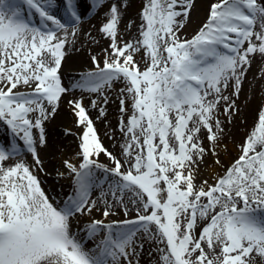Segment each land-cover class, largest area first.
Listing matches in <instances>:
<instances>
[{
    "label": "snow or ice",
    "instance_id": "snow-or-ice-1",
    "mask_svg": "<svg viewBox=\"0 0 264 264\" xmlns=\"http://www.w3.org/2000/svg\"><path fill=\"white\" fill-rule=\"evenodd\" d=\"M103 2L91 0V6ZM23 3L39 14L43 28L30 24L19 6L0 0V123L32 156L31 164L21 158L9 165L21 149L0 146V264H140L145 244L151 246L149 256L157 254L155 264H264V106L230 165L224 166L216 151L225 131L220 109L231 122L239 111L233 97L238 98L246 72L257 56L264 59V0H214L191 39L181 32L196 0H147L139 38L123 43L118 24L127 5L113 0L100 28L110 40L103 67L93 56L95 71L75 87L102 95L105 85H124L118 96L124 159L103 147L82 101L70 100L82 126L81 160L64 161L72 191L62 207L50 201L35 172L43 170L38 147L47 144L44 121L55 115L68 91L58 75L67 36L57 32L65 25L49 12L48 0L47 6L41 0ZM67 6L73 22L79 21L74 0ZM141 52L143 68L135 59ZM91 104L99 108L97 101ZM105 114L99 108V116ZM101 154L112 167L94 159ZM209 154L224 171L213 183L198 185ZM108 174L114 179L105 191ZM95 189L101 191L105 218L115 214L116 205L127 216L129 204L136 217L107 224L93 219L86 240L104 235L86 249L72 233L71 220L101 211L91 198Z\"/></svg>",
    "mask_w": 264,
    "mask_h": 264
},
{
    "label": "bare ground",
    "instance_id": "bare-ground-1",
    "mask_svg": "<svg viewBox=\"0 0 264 264\" xmlns=\"http://www.w3.org/2000/svg\"><path fill=\"white\" fill-rule=\"evenodd\" d=\"M19 6L24 14L25 19L34 26L43 28L41 24V17L34 9L29 8L23 3V0H9ZM113 0H104L99 8L91 6V0H74V4L80 20L73 22V18L68 11L67 0H48L51 7L48 8L58 19L65 25V29L59 30L57 34L62 38L67 36V43L65 45V56L61 63V68L58 72L61 80V86L68 89L59 102L57 111L53 117L44 121L43 127L45 129V137L47 144L41 146V151L45 155L46 162L43 165V170L35 174L41 181V187L46 191H62V185L59 184L60 169L59 162L52 159V155L56 148L66 147L68 155L72 153L71 148H74L78 140L75 132L80 128L76 124L77 118L75 117L71 106L70 100H80L86 108L89 118L92 119L94 128L102 135V140H106L109 131L113 128L117 134V125L111 123L107 110L114 108L119 100L115 97L107 98L108 103L105 104L104 100L97 102L99 108L105 109V116H99V109L92 107L93 94L84 92L78 87L70 88L69 86L76 85L81 81L82 76L88 72L94 71L95 65L92 63V57L95 56L98 62V54L102 51L109 49L110 40L100 32V28L108 20L109 6ZM147 0H122L126 7H121V15L118 24V39L123 42L133 41L139 38V25L141 24L140 13ZM214 0H196L195 8L191 12L190 20L182 29L181 35L184 38L191 39V37L198 31L200 26L206 21L208 15L209 5ZM45 4V0L42 2ZM47 6V4H45ZM51 13V14H52ZM68 15V16H67ZM49 27H55L51 22H47ZM73 33H75L73 35ZM110 50V49H109ZM138 55V54H137ZM21 91H31L27 88H21ZM118 90L115 88L114 90ZM232 89L225 91V95H229ZM236 100L239 111L234 113L231 117V122L225 119L223 109L218 113L219 119L223 122L224 135L222 139H231L238 149L244 142L247 134L251 131L256 119L257 112L264 106V59L257 56L249 70L246 72V79L242 85V90ZM128 104V103H127ZM39 131V130H38ZM65 132L64 140L61 139V132ZM61 133V134H60ZM107 133V135H106ZM10 135L11 141L7 136ZM118 135V134H117ZM16 137L12 134L6 124L0 123V146L6 149H11ZM20 147V149L23 147ZM120 158V156H116ZM21 158L25 160L22 152L20 156H13L7 163L9 165L17 162ZM62 171V169H61ZM115 214H117L115 212ZM91 221L93 219L103 220L104 216L101 211L93 210L89 215ZM85 248H88L84 246ZM150 245L145 244L144 249L139 256L140 264H155L156 253L153 252L149 256ZM147 259V260H146Z\"/></svg>",
    "mask_w": 264,
    "mask_h": 264
},
{
    "label": "rangeland",
    "instance_id": "rangeland-1",
    "mask_svg": "<svg viewBox=\"0 0 264 264\" xmlns=\"http://www.w3.org/2000/svg\"><path fill=\"white\" fill-rule=\"evenodd\" d=\"M44 0H41V3ZM50 12V11H49ZM52 13V12H51ZM53 14V13H52ZM68 16V15H67ZM107 53L104 51H102L101 53L98 54V63L100 64L101 67H103V61L106 58ZM143 56V52L139 53L138 55L135 56L136 61L140 64V67L143 68L144 64L143 61L141 59V57ZM109 59H111L109 57ZM95 71V67L93 68ZM70 88L75 87L70 85ZM124 87V85L120 82H114L112 87H108L107 85L104 86L103 89V94H98V93H92L93 94V100L97 101V102H101L104 100L105 97L107 98H111V97H115V99H118L119 96V90L120 88ZM115 88L118 90L117 92H115ZM119 100V99H118ZM127 103L130 106L131 104V99L128 98L127 99ZM103 108V107H102ZM99 109V108H97ZM104 109V108H103ZM111 123H114L115 125H117L118 128V132L116 134L115 130L112 128L109 133L108 136L106 138V140H102V135L100 136V133L98 135V138L100 140V142L102 143L103 147L106 148L109 152H111L114 156H120V158L123 160L124 157L121 154V148L120 145L123 144L125 142V137L123 136V134L119 131V127H118V121L121 118V113L119 111V105H115L114 108L112 107V109L107 110ZM32 116H36V113L31 114ZM34 132V136L39 135V131L37 129L33 130ZM62 133V134H61ZM61 139L64 140V137L62 135H65L66 133L63 131L61 132ZM82 133V126L80 128L76 129L75 135L77 137V141H76V145L74 146V148H71L70 151H72V153L70 155H68L66 147L60 149V148H56V151L54 152V154L52 155V159L56 160L59 162V169H60V179H59V184H63L62 186V191H50L49 189H47L45 192L46 194L50 197V201L54 204V206H63V201L66 199L67 195L72 191V177L68 175L67 170L65 168L64 165V161H70L74 164H79L81 157H79L77 155L78 152H80V148H79V144H80V135ZM107 135V133H106ZM204 135V134H202ZM7 138L10 139V141L12 140L10 135L7 136ZM222 138V137H221ZM15 143V145H19L20 147L22 146L23 141H20L18 138L15 139V142H13V144ZM204 145L208 148H211L212 145L209 141H207L206 139L204 140ZM216 151L219 153V159L221 160L222 164L224 166H228L231 164L232 161H234L239 155H240V148L238 149L237 145L234 144V142L231 139H222L221 143L219 144V146L216 148ZM21 152L25 158V160L27 161V163L31 164L32 163V156L31 154H28L26 152V150L24 149V146L21 148ZM38 153H39V157L40 159L43 161V165L46 162L45 159V155L43 154V152L41 151V146L38 147ZM94 159H97L99 163H102L104 165H107L108 167H112V162L104 155L101 154L99 157H94ZM214 157L209 154L206 157V161L201 165L200 170H199V175L197 177L196 183L199 185L201 181L203 180H208L209 183H213L215 181L216 175L218 173L222 174L224 169L215 165L213 163ZM62 169V171H61ZM123 170V169H122ZM38 173V171H36V174ZM63 174V175H61ZM96 175L100 178H103L104 173H102L101 171H97ZM114 179V177L111 176V174H108V182L105 183L104 185V190L107 191V187H108V183H110L112 180ZM115 179H118V177H116ZM101 196V191L100 189H95L92 193V199L93 200H97L98 201V207L103 210L104 208V204L99 202ZM109 201V203H115L114 201H112L111 197H106ZM127 202V201H126ZM129 209H131L128 212V215L125 216L124 214V208L120 205H116V207H114L113 211L116 212L117 214L114 215H110L107 218H102L104 220V222L110 223L113 221H122L125 219H134L136 217V211L133 205L129 204L128 205ZM91 223V219L89 218L88 214H84V215H80V214H76L72 220H71V231L73 234L76 235L77 239L81 240L84 243V246L88 247L86 249H90L94 246L95 242H98V240L104 235V232L101 231V233L95 238V240H86V226ZM114 227H116V225H114ZM147 260V259H146ZM150 264V263H149Z\"/></svg>",
    "mask_w": 264,
    "mask_h": 264
}]
</instances>
